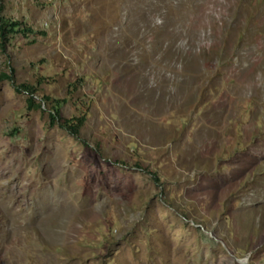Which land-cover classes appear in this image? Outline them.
<instances>
[{
	"label": "rangeland",
	"instance_id": "374dc122",
	"mask_svg": "<svg viewBox=\"0 0 264 264\" xmlns=\"http://www.w3.org/2000/svg\"><path fill=\"white\" fill-rule=\"evenodd\" d=\"M0 264H264V0H0Z\"/></svg>",
	"mask_w": 264,
	"mask_h": 264
},
{
	"label": "trees",
	"instance_id": "16d2710c",
	"mask_svg": "<svg viewBox=\"0 0 264 264\" xmlns=\"http://www.w3.org/2000/svg\"><path fill=\"white\" fill-rule=\"evenodd\" d=\"M9 26L13 27L15 25L13 23H11V24H9ZM2 27H3V25H2ZM2 30H4V28H2ZM19 88L23 89L28 94H32L34 92L33 91L34 87L30 84H26V85L21 84ZM45 99L47 100V98H45ZM28 104H29V107L33 108L34 104H33V101L30 100V96H28ZM49 116H50L52 124H54V122L60 121V122H57V123H59V126L66 129L70 134H72L74 136H78L79 131H80V127L82 126V124L85 121V115L84 114H81L78 117H73V118L68 119V120L61 119V117L59 115V110L56 108L54 109V113L50 112Z\"/></svg>",
	"mask_w": 264,
	"mask_h": 264
}]
</instances>
